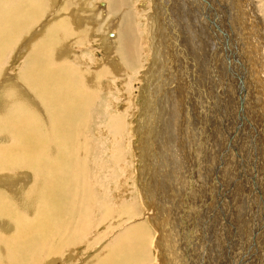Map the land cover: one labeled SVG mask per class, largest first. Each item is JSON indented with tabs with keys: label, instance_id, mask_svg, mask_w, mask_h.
I'll list each match as a JSON object with an SVG mask.
<instances>
[{
	"label": "rangeland",
	"instance_id": "374dc122",
	"mask_svg": "<svg viewBox=\"0 0 264 264\" xmlns=\"http://www.w3.org/2000/svg\"><path fill=\"white\" fill-rule=\"evenodd\" d=\"M31 1H33L34 4L31 3ZM60 1L61 0H30V2L28 3L26 0H15V3L21 2V4H19L21 5L19 6V10L21 9L20 12H22L25 7L28 8L27 10L26 8L24 9V13H26L25 17L27 18L29 16L32 17L34 13L35 14L37 13L36 16L39 18L36 17L37 20L31 24H27L24 23L22 20L16 19L15 24H17L18 21L19 22L22 21V24H24V29L14 30L13 32L10 31L6 32V37L8 36L7 39L10 40L9 37L11 34H15L18 32L17 35H19L22 32L19 35L20 39L18 38L15 39L14 41L10 40V42H6L4 46H2V48L0 49V94L6 89L8 88L10 89V91L6 92L5 99L3 95V98L0 101L1 103H3L4 106L3 107L1 105L2 106L1 108H3L1 110L3 112V116H0L1 119L0 127L3 128H1L0 132L8 135V137L5 138V141L0 143V151L4 152L3 153L4 158L0 156V159L11 160V158H13L14 152L10 153L11 150L10 147H12V145H14L15 143V145H18L16 152L19 153L18 154L19 157H21L27 151L28 154H26V157H28L29 159L34 158L35 159L34 161L38 160L37 163L39 166L36 167V169L33 168V170L30 169V166L28 168L9 167L8 170V167H6L7 163H5V168L7 169L0 168L1 171L0 177L3 175L7 176L5 180H2L0 182V191L2 192L7 191L11 195V199L7 198L6 196L2 197L0 195V201H1L0 203L6 202V206L7 207L9 206L7 214L10 220L12 219L11 222H14L17 226L19 225V223H21L22 226L25 225L28 219V216L25 214V209L26 211L27 209H29L28 210L29 213L30 211L31 212L34 211V213H36L35 210L38 208L39 211L41 212L43 211V209H45L46 206V204L45 205L41 204V202H43L44 200H47L46 203L50 202L52 205H58V210L56 213L63 215V221L58 222L55 217L49 218V221L50 219H53L52 223L56 225L58 230L57 234L59 237L64 238L67 241L68 238L71 236L73 238L75 237V239H74V243L72 241V244L69 245V248L71 247L73 253H69L66 259L59 260V262L56 264H87L89 263V261L91 262V260L92 263L96 264L98 261H101L98 260L97 257L102 258L107 253L108 250L105 247L107 243L109 242L113 243L117 235L121 234L124 230H126L130 226L137 224L143 226L148 232L147 233L148 236L152 237V238L150 237L151 239L149 238L147 242V245L148 246L150 245L149 248L151 249V253H150L151 264H158V263L162 264V262L163 264H234V263L238 264V260L240 259L241 256L240 251L238 249L239 248L243 249V248L242 246H240L241 241L240 238H238L237 236L245 234L244 232L243 234L240 232L242 228L245 230L246 226H248L247 227V233H248L249 230L248 220L252 219L254 222V221H259L260 219L259 210L258 209L255 210L256 207L254 206L253 203H248L247 200H249V197L247 198L244 197L245 188L243 186L245 185L243 184V182L246 181V177L244 176V174H247V178L249 179L252 177L251 179L252 182L249 183L250 180L248 181V183L252 185L251 193L256 188H259L260 193L259 192L257 193L264 195V186H263L264 170L260 169V167L264 166V151H260V150L258 151V146H257V141H259L261 138L264 137V132H263L264 124L262 127V124L260 123L261 126L258 125L259 127L255 129V126L253 124L254 121L250 122L249 120L247 121V127L249 125V128L246 129L245 128L246 126L244 125L243 128L241 129L240 122H238L239 115L237 113H239L238 111L240 110V105L243 104L241 100L243 98L244 91L240 93L237 99L235 98L234 95L231 94V90H233L231 89V86L234 88L233 83L236 81L233 76L229 80V87L227 86L226 90L223 89L222 84L220 83L222 78L226 74V71L224 73L223 71L229 68L227 64H224L225 60L222 61L223 62L222 65L224 66V68L221 67L219 68L218 63L216 62V64L218 65L216 69L217 71L216 73L218 76L217 78H215L216 74H214L215 73L214 65L207 62L208 61L207 58L210 57L211 51L208 49V44H209L208 41L209 35L207 33L208 28L206 30L201 29L202 26L205 27L204 23L201 21V19L202 20L204 19L201 8H204L209 18H212L211 15L213 14L214 11L213 10H211L212 12L210 11L209 8L210 4L207 5L206 0H204V2H202L203 0H199L198 2H200V6H202L201 8L199 6H195L193 9H188L191 10V18H193L192 19L193 23H191V21L190 23L193 25L196 24L195 26L197 27L198 31L201 32L203 30L200 33V38L201 37H204L206 39L208 38L206 41L201 39L202 42L204 43L200 42L199 40V45L201 44V47L197 46L199 49L201 48L203 50V59L206 60L205 64L208 63L207 65L203 63L204 66H202L201 64H199V60H197V62L193 61V59H191L189 56V54L193 56V54L196 53L199 54V52L198 49L194 48L193 43L191 44L190 42H188V37H189L188 29H186L185 27L183 28L178 27L177 14L172 15L173 13H177L176 8L175 11L173 10L172 12L171 10L172 6L180 7L182 1L184 0H170V2L169 0L167 1L166 0L163 1L162 0L159 1L130 0V4L132 6V7L130 6V9L134 13L133 16L129 14L128 15L130 16V20H132V22L136 24L134 26L135 30L133 31V33L135 37L139 36L138 43L141 46L140 53L143 54L142 60L139 58L140 63L138 59L137 61L138 64L134 68L138 70L139 73H136L135 76V74L133 73V69H128V68L124 69L125 67L120 68L121 66L118 65V70L116 74L109 76L107 75L105 76L104 74H102L103 77L101 79L102 90L100 89L101 92L97 93L98 102L95 101L94 103H92V105H90V107L84 109L79 108L78 114L76 115L77 117L76 116H74V118L65 117L64 118L65 120L63 119V123L65 124L62 123V126L66 131L56 132L54 131L53 126L49 122L53 118L54 115L53 110L55 108L52 105H50V102L48 100L45 101L41 99L39 100V98L37 97L40 93L39 91L40 83L38 82L39 83L38 84L37 82L32 81L33 80L32 76H25L23 77L22 81H21L22 78L20 79L18 76H19V72H21L22 70L21 68L25 66L26 58L31 59V70L29 72L40 70V64H37L40 55H37V53H40L41 50H38L37 52V49L35 47L38 43H43L45 41L46 36L50 34V30L55 29L54 28L55 25H53V22L55 21L54 14H56L57 11L56 8L57 3H59ZM63 1L69 2V6H70L69 13L72 18L69 20L70 28L72 29L71 30L69 29L68 32L69 35L67 36V38L69 39L67 47L73 50L70 55L72 56L71 57L72 64H75L79 67L81 66L80 68H82V70L84 71H86L85 69H89V68L96 69L98 66L100 65L103 66L104 64H106V62L115 64L117 62L115 57L117 55L116 51L115 50L108 51V48H106V44L102 42L99 36L100 34L107 33L108 32L107 30H111V32L116 33V29H117L115 27L113 28L110 27V25L115 24L116 15L112 16L111 17L112 19L110 18L108 20L107 25H105L103 29L99 28L101 27L99 21H103L104 18H101L100 13L96 12L97 4L98 2H106V0H63ZM209 1L210 3H213L212 0ZM263 1L264 0H220L219 2L225 5L223 6L224 8H222L221 4L218 5V7H216L217 4H215V8H214L216 14L217 11L218 13L219 12L221 13V14L219 13V15L222 22L224 18L227 21L229 20L227 22L230 25L229 33L232 35L233 40L235 39L234 42L236 45H238L237 49L239 48V50H241V51L238 50V55L241 54L242 51L244 53L245 51L247 52L245 53L246 56L245 61L246 64L249 65L250 67L248 66L246 67V65L245 67L248 68L246 70L249 71V73L253 72L254 76L250 75L251 79H248V77H246L247 79H245L244 77V85H245L244 88L246 87L245 91H248L249 89V91L246 93L249 94L248 96L249 103L252 106V109L251 108L250 109L252 110L253 113L255 112V115L257 114V116H259L258 115L259 98L261 100L264 98V94H263L264 86L262 85L263 78H261V76L264 75V69H263L264 68V3ZM178 2H180L181 4ZM190 2L193 3V0H188L189 4ZM181 8L184 7L181 6ZM157 9L159 10L160 14L158 13ZM91 11H93V17L98 18V26L95 31L91 30L90 28H86L89 24L88 16L91 14ZM137 12H139L140 14ZM155 13L157 14V19L160 18L158 19L159 21H162V17H165L166 21H164V23L167 24L166 27L168 31H165L164 30L165 28H163V30L165 31L164 34L167 40L168 39L169 40L168 42L167 41L165 42L163 40V45L165 46L167 43H170L172 48V52H170L168 59L169 66H171L169 67L170 70L169 74H171L170 76L171 83L170 84L167 83V88L164 90V87L163 89L161 88V83L156 81L155 87L159 86L161 88L160 95L154 98L152 97V95H149L147 97V100H145L144 95H142L141 93L142 89H144L146 85V83H144L145 81L142 78L143 77L142 74L143 71H146V69L147 71L151 70L150 68H152L151 66L153 65L154 62L153 61L154 53L152 49L154 44L152 39L153 38L152 36L154 35L153 32L154 29L152 28V25L149 23L150 21H148V19H150V17L154 18V16L156 19ZM223 14L226 15L227 17L224 16ZM40 15L41 16L45 15L46 16L45 20L42 17H40ZM199 18L201 19L199 20ZM47 20L48 23L46 25L45 23ZM80 20L86 22L85 28H80L79 26ZM196 20L197 22H194ZM10 21L11 19L9 18V22ZM7 23L8 21L4 22L3 24H7ZM91 23H92L91 26H93L92 28H94L95 27L94 21L93 22L91 21ZM178 23L181 22L179 21ZM198 24L200 25L201 30L199 29ZM220 24L222 25V23ZM172 30H174L175 32ZM91 31H93V33H91ZM179 34L186 39L185 43L188 42L187 44L184 45L182 43V40L179 39ZM78 38L80 42V47L78 46L73 47L74 41H76ZM215 38H216L215 39L216 42H218L217 41L219 40L218 35L216 36L215 34ZM84 42L86 43L91 42V43H87L89 45H86ZM190 44L192 47L189 46ZM163 45L161 46V50H164ZM179 45L180 46L184 45V46L182 47V49H180ZM221 45L225 47L223 43ZM204 48L207 50H204ZM225 49L226 47L224 48V50ZM26 54L29 55V57ZM16 56L18 59L16 58ZM60 58L62 57L59 58L56 57L53 59L48 57L47 62L53 61L54 59L58 61ZM235 58L236 57H233L232 59L234 65L238 63L236 62L238 61V58L236 59ZM23 60L25 61L24 63ZM170 60H172L171 63ZM50 64L51 62L50 63L48 62L47 66L53 67L54 63L52 62V65ZM19 65L21 68L19 67ZM230 69L233 70V68ZM241 72H243V70H241ZM160 73L162 72L160 71ZM240 73L237 74L239 80L241 77ZM9 74L12 76H10ZM166 74L167 72H164L163 76ZM10 77L11 78L15 77L13 78L14 82L9 81L11 79ZM71 77L73 76L71 75ZM65 78L69 79V75L65 76ZM199 78H201L200 79L201 81L199 80ZM66 79H64L65 81L64 84H66V82H69L71 84L72 82L73 84L74 82H77L76 86L78 87L79 85L81 86L80 80L81 81L83 80L82 78L79 77H78L79 81L77 80L71 81ZM1 84L3 85L1 86ZM5 84H8L10 87L7 88ZM29 85L31 87H29ZM12 87L14 88V90L12 89ZM250 87L257 88L258 95L256 96L258 98L256 96L255 97L252 96L251 93L252 89H250ZM225 91L231 95V99H230L231 101H228V106L225 103L227 102V99H225L226 95H224ZM28 92L31 93L29 94ZM163 92L164 93L168 92L169 94L167 93L168 95L166 96H168L171 100H169L170 102L168 103L165 102L163 104L162 109H164V111L163 113H161L160 116V114H157L158 111L157 112L154 111L153 106L154 103L157 104L158 102H160L159 101L160 98L164 95ZM16 94H18L20 98L17 97ZM100 94L102 95L100 96ZM220 94L222 95L221 97ZM254 94L256 93L254 92ZM31 95L33 96V98L28 97ZM240 97H242L240 100L241 103L238 101ZM20 100H22V102H20ZM221 100L222 101L224 100V102H222ZM24 101H26L28 104H26ZM145 101H148L149 103V107H150L149 113L146 110L145 107L146 104L144 103ZM171 102H173V104H171ZM223 103L226 105H224ZM181 104L183 105L181 106ZM46 105L50 108V110ZM11 114H16V116L27 114L29 118L28 129L30 130V132H32V134H34V135L31 134L29 136L36 137V139L35 138L33 139L35 140L34 142H37L36 145L32 144L30 146L31 149L27 148L28 150L22 151L21 143L18 144L15 141L16 138H14L13 135H10V132H8L9 130H7L6 128L7 126H5V120H6L5 117ZM86 114L87 115L90 114L89 115V117L91 116L90 119L88 116H87L88 118H86ZM165 114H167L166 115L167 117H165ZM169 114L171 115V117ZM229 114L232 115L229 116ZM111 117L112 118L115 117V118L112 119ZM81 119H82V123L80 122ZM77 121L80 122L79 125ZM75 122H77V124ZM256 123H259V121L255 117V124ZM77 125L78 127H76ZM65 126L68 127L69 129L66 128ZM71 126H72L71 129L74 128V130L72 131L70 129ZM147 127L150 128V132H151L148 135L146 133L149 132L146 130ZM260 127H262L263 129L262 128L259 129ZM114 128H118L119 130L114 131L113 130ZM153 128L155 129L153 130ZM78 129L80 130L84 129V130L80 131ZM258 133L259 134L261 133V135L257 136ZM248 134H250L249 138H248ZM31 138L29 137V140H31ZM38 138L40 141L37 140ZM56 138H59V140ZM250 141L253 143L254 146V152L252 158L248 156L250 152L247 151V146L248 144L251 143ZM255 141L256 143H254ZM75 142L78 143L76 144ZM39 144H41L42 147ZM52 145H54V147ZM81 145L82 146L84 145L85 147L84 146L81 147ZM245 145L247 146L245 147ZM32 146H36V147H32ZM75 148L78 151L75 150ZM261 148H264V146ZM68 149L70 152L68 151ZM39 151L41 153H39ZM256 151H258L259 153H256ZM79 152L81 154H79ZM228 152H230V154ZM35 153L37 156H39V159L37 156H35ZM85 153L86 156L84 155ZM240 153L241 154L244 153L246 155V156L244 155L243 158H246L247 161L245 162L247 163V165H252V169L255 171L254 173L256 174V175L254 174L255 176H252L244 169V164H243L244 161ZM63 154L65 156H63ZM226 154L230 156H227ZM258 154L259 156H257ZM48 155L50 156V159ZM225 156L228 157V159ZM260 156L261 158H259ZM224 157L226 158V160ZM60 160L62 161L61 163L59 162ZM65 162L66 164H64ZM56 165L58 166L57 169L59 170L58 174L59 175L61 174L62 176L61 175L59 176V180H58L59 188L55 192L49 193L45 189L50 185V183L52 182L51 181L52 177H54L52 173L53 171L50 169H53V167ZM257 166L259 167L260 172H262L260 176L258 171L259 169ZM79 172L82 174V176L80 175V177L78 175ZM9 176L11 179L7 180L9 179ZM16 178L17 180H15ZM258 178H260L263 187L259 186L261 184H259L260 182L259 180H257ZM76 179L78 180V182H76ZM8 182L10 183V185L7 184ZM240 183H242L241 184L242 187L240 186ZM157 187L158 189L155 191ZM153 192H156L155 198H152ZM223 196H225L224 199ZM16 197L18 198V200ZM19 199H21L23 203H21ZM24 199H27L26 202L27 204L25 203ZM30 199L33 200V203L30 202ZM38 199L41 201L39 202ZM57 199H59V203ZM165 200H166V206L164 207L162 206L161 201L165 202ZM157 201L159 203H156ZM99 203L100 205H102L101 206L102 213L98 212ZM127 204H129V209L132 208V213H133V216L130 215L129 218H128L129 215L126 212V209L128 208ZM130 204L132 205V207ZM20 205H22V207L25 208H19ZM170 206L172 207V211L170 209L171 208ZM251 207H253L255 212ZM20 209L24 210L21 216H20V211L23 210ZM232 209L233 210L235 209L236 211L235 210L233 211ZM47 211L48 212L50 211V207L47 209ZM86 211H88L87 214H85ZM222 212L223 213L225 212L226 214L225 213L223 214ZM122 213L124 215V221L130 219L129 222L127 223H123L121 221L116 222V220L118 219L117 217H119ZM231 213L232 215H230ZM107 215H111L112 217L111 219H113L114 224L115 222L116 224L122 223L119 229H112L113 231L111 230V228L113 227V225L111 224V220H107L106 222H103L102 224H100V227L97 228V225L99 224V220L101 221L106 220ZM250 215H252V218ZM85 218H88L90 220L89 227L87 228V230L90 231L88 232L86 230L87 234L88 233L89 235L91 234V236L88 235L89 240L90 239L96 240L97 239L96 237L101 232L104 231V234L107 237L105 236V239L101 243L96 244L95 242L90 246L88 239L85 240L82 244L78 243L79 240L78 230L80 227L79 225L83 224V222L79 224L78 221L81 220L84 221ZM225 218L226 219L228 218V220H226ZM234 219L235 221H232ZM66 223H68V228H66ZM239 225H241L242 227L241 229L238 228ZM11 232H13V228H10L9 233ZM162 236H165L164 241ZM14 239L15 238H13V241H16ZM107 240H109V242H107ZM244 240L246 245H248V240H246V238ZM261 240L262 239L260 238L259 242ZM16 242L13 243V246H15L16 248H20L21 245L19 244L18 247ZM53 242L54 240H50L46 244V251L43 252L42 256H40L39 259H36L34 261L33 260L28 261V264H39L43 260V258L47 257V253H48L47 250L51 249V247L53 246ZM3 243L5 245H8L6 242ZM254 243H256V239ZM157 245L159 247H157ZM29 250H30V244L26 248L27 252H29ZM66 250H68V247H64L62 252ZM127 250L128 253H134L136 249L132 246H128ZM173 253L174 255H172ZM203 253H205V255ZM229 254L233 262L230 261L231 259L228 257ZM11 258L14 261L9 258V261L8 262L4 261L5 263L3 264L19 263L17 262V259L15 260L13 258V256H11ZM234 260H237V262H234ZM18 261L22 262V260L20 259H18ZM253 263H254L253 259L249 258L248 264H253ZM22 264H24V262H22ZM46 264H50V263L46 262Z\"/></svg>",
	"mask_w": 264,
	"mask_h": 264
},
{
	"label": "bare ground",
	"instance_id": "6f19581e",
	"mask_svg": "<svg viewBox=\"0 0 264 264\" xmlns=\"http://www.w3.org/2000/svg\"><path fill=\"white\" fill-rule=\"evenodd\" d=\"M28 3L30 2V0H26ZM159 1V0H158ZM163 1V0H162ZM167 1V0H166ZM195 1V3H194ZM199 0H193V3L190 2V4L188 3V0H184L182 1V4L181 6H183L184 8H181V6H172V12L173 10L175 11V8H176V12L177 13H173L172 15L174 14H177V26L178 27H185L186 29H188L189 31V37H188V42H190L191 44L193 43L194 44V48L198 49V52L199 54H193L190 55V58L193 59V61H196L199 60V64H201L202 66L203 63L205 64L206 60L203 59V50L200 48H198L197 46H200L201 47V44L199 45V40L200 42H202V40H207L206 38L204 37H201L200 38V33L203 31V30H206L207 28V33L209 35V44H208V49L211 51L210 52V57L207 58V62L208 63H211L212 65H214V71L216 74L215 75V78H217V66L219 65V68H224V66L222 65L223 64V60H225V63L224 64H227L228 65V69L224 70L223 73L226 71V74L224 75V77L222 78L221 80V84H222V87L223 89L226 90V87L228 86L229 87V80L231 79V77L233 76L235 78V82L233 83L234 85V88L231 86V94L235 96V98L237 99L240 95V93L242 91H244V95H243V98L240 97V99L238 100L240 102L241 98V102L243 103L242 105H240V110L238 111L239 113H237L238 115V119L240 122V127L241 129L243 128V126L245 125L246 129L249 128V125L247 127V121L250 120V122H253L254 126H255V129H257L261 124H262V127H263V124H264V98L261 100L259 98V101H258V105H259V108H258V115L257 114L255 115V112L253 113L252 112V106L250 105L249 103V94H247L246 92L249 91V87L247 88L248 91H245V88H244V77L245 79H247L246 77H248V79H251L250 75L251 76H254V73H249V71H247L246 68L247 66L250 67L249 65L246 64V59H245V53H247L245 51V53L242 51L241 54L238 55V50L239 48L237 49L238 45L235 44L234 40H233V37L232 35L229 33V24L227 23L228 21L224 18L223 22L220 18V15L217 11V14L215 13V4H217L216 7H218V5L221 4L222 8H224L222 3H220L219 1L220 0H212L213 3H210L209 0H206V3L207 5H209V8H210V11L213 10V14L211 15L212 18H209L207 16V13L206 11L204 10V8H201L202 6H200V2H198ZM73 2V1H72ZM75 2V1H74ZM170 2V0H169ZM204 2V0L202 1ZM31 3H33V1H31ZM37 3V2H36ZM132 3V1H131ZM187 3H188V6H187ZM225 3V2H224ZM264 3V1H263ZM21 4V2H18V3H15V0L12 1V0H0V49L2 48V46H4V44L6 42H10L11 41H14L15 39H20L19 35L22 33H20L19 35L18 32L15 33V34H11L10 35V40L7 39L6 37V32H13L14 30H19V29H24V24H22V21L24 23H27V24H31V23H34L37 18L36 14L34 12V15L32 17H25L26 13H24V9L26 8V10L28 9L27 7H25L23 9L22 12H20L19 10V5ZM23 4V3H22ZM34 4V3H33ZM167 4V3H166ZM177 4V3H176ZM205 4V3H204ZM226 4V3H225ZM76 5V4H75ZM157 5V4H156ZM174 5V4H173ZM202 5V4H201ZM31 6V5H30ZM130 0H106V2H98L97 4V9H96V12L100 13V17L101 18H104L103 21H99L100 22V26L99 28H102L105 27V25H107V22L108 20L116 15V22L115 24H112L110 25L111 28L115 27L117 28L116 29V33H113L111 32V30H107L106 32L107 33H103V34H100V38L102 40V42H104L106 44V48H108V51H116V63H108L106 62V64H102L103 66H98L96 69L94 68H89V69H85L86 71L82 70V68H80L79 66L75 65V64H72L71 62V53L73 50H71L68 46V38L67 36L69 35L68 32H69V29L71 30L72 28H70V24H69V20L72 19L71 18V15H70V9H69V2H65L63 0H61L59 3H57V11H56V14L54 19L55 21L53 22V25L55 29H52L50 30V34L46 36V39L43 43H38L36 45V49H37V52L38 50H41L40 53H37V55H40L39 57V61L37 62V64H40V70H35L33 72H29L31 70V59L30 58H26V63H25V66L23 68L19 67L22 69L21 72H19V78L21 79V81L23 80V77L25 76H32L33 77V80L32 81H35V82H39V95L37 96L39 98V100H48L50 102V105H52L55 109L53 110L54 111V115H53V118L51 121H49L51 123V125L53 126V129L54 131L56 132H65L66 130L63 128L62 126V123H63V119L65 117H73L76 116L78 114V111H79V108L81 109H84V108H87V107H90V105H92V103H94L95 101L98 102V98H97V93L101 92L100 89H101V79L103 78L102 77V74H104L105 76H109V75H114L116 74L117 70H118V65L121 66L120 68H128V69H133V73L135 74L136 76V73H139L138 70L134 69L136 67V65L138 64L137 61L138 59L140 58L142 60V56L143 54L140 53L141 52V46L140 44L138 43V40H139V36L138 37H135L133 31L135 30L134 29V26L136 25L134 22H132V20H130V16L129 15H132L133 16V13L132 10L130 9ZM159 6V5H158ZM195 6H199L201 8V11L203 13V17L204 19L202 20L201 18H199V20L201 19V21L204 23L205 27L202 26L201 29H203L201 32L197 30V27L191 23H193L192 19L191 18V10H188V9H193ZM220 6V7H221ZM33 7V6H32ZM36 7V6H35ZM40 7H43V6H40ZM132 7V6H131ZM190 7V8H189ZM213 7V8H212ZM236 7V5H235ZM234 7V8H235ZM39 8V7H37ZM174 8V9H173ZM206 8V7H205ZM226 8V7H225ZM44 9V8H43ZM159 9V8H158ZM157 9L158 13H159V10ZM32 10V9H31ZM35 10H38V9H35ZM163 10V9H162ZM222 10V9H221ZM42 11V10H41ZM128 13H127V12ZM148 11V10H147ZM156 11V10H155ZM209 11V10H208ZM226 11V9H225ZM29 12V11H28ZM36 12H39V11H36ZM81 12V11H80ZM193 12V11H192ZM212 12V11H211ZM224 12V11H223ZM139 13V12H137ZM136 13V14H137ZM162 13V12H161ZM226 13V12H225ZM129 14V15H128ZM140 14V13H139ZM156 14V13H155ZM160 14V13H159ZM158 14V16H159ZM221 14V13H220ZM153 15V14H152ZM169 15V13H168ZM224 15V14H223ZM229 15V14H228ZM135 16V15H134ZM164 16V15H163ZM166 16V15H165ZM226 16V15H224ZM37 17V18H36ZM40 17H42L44 20L46 18L45 15H40ZM80 17V16H78ZM77 17V18H78ZM202 17V18H203ZM227 17V16H226ZM230 17V16H229ZM9 18L11 19V21L9 22ZM41 18V19H42ZM89 18V24L88 26L86 27V22H83V20H80V28H90L91 30H96L97 29V26H98V18L96 17H93V11H91V14L88 16ZM149 18V17H147ZM153 18V17H152ZM150 17V19H148V21H150L149 23L152 25V28L154 29V35L152 36L153 38V53H154V62H153V65L151 66L152 68H150L151 70L147 71H143V80L145 81L144 83H146L145 85V88L143 86L144 89H142V95H144V99L147 100V97L149 95H152V97H156V96H159L160 95V89L164 87V90L167 88V83H171L170 81V76L171 74H169V55H170V52H172V48H171V44L170 43H165L166 45L164 46L163 45V40L166 42H168L164 32L165 31H168L167 30V27H166V23H164L165 20V17H162V21H159L158 18L157 19V14H156V19H155V16L154 18L152 19ZM167 18H170V17H167ZM175 18V17H174ZM16 19L18 20H22L21 22L18 21L17 24L16 23ZM76 19V18H75ZM112 19V18H111ZM218 19V20H217ZM169 20V19H168ZM208 20V21H207ZM7 24H3L4 22H7ZM74 21V20H73ZM77 21V20H75ZM91 21L95 23V27L92 28L93 26ZM135 21V19H134ZM173 21V20H171ZM170 21V22H171ZM181 22V23H178V22ZM191 21V23H190ZM78 22V23H79ZM112 22V21H111ZM110 22V23H111ZM194 22H197L194 21ZM201 22V23H202ZM48 23V20L46 21V25ZM164 23V24H163ZM219 26H218V24ZM222 23V25L220 24ZM25 24V25H27ZM76 25V24H75ZM94 25V24H93ZM172 25V24H171ZM202 25V24H201ZM217 25V26H216ZM32 26V25H31ZM35 26V25H34ZM28 27V26H27ZM150 27V26H149ZM198 27L200 29V25L198 24ZM214 27V28H213ZM218 27H219V30H218ZM33 28V27H32ZM137 28V26H136ZM163 28H165L163 30ZM40 29V28H39ZM105 29V28H104ZM107 29V27H106ZM105 29V30H106ZM139 29V27H138ZM141 29V28H140ZM152 29V30H153ZM178 29V28H177ZM200 29V30H201ZM150 30V29H149ZM151 30V31H152ZM148 31V30H147ZM174 31V30H172ZM25 32V31H24ZM30 32V31H29ZM33 32V31H31ZM39 32V31H38ZM141 32V31H140ZM152 32V33H153ZM175 32V31H174ZM179 32V31H178ZM187 32V31H186ZM205 32V31H204ZM86 33V32H84ZM90 33V32H89ZM91 33H93V31H91ZM99 33V32H98ZM149 33V32H148ZM218 33V34H217ZM232 33V31H231ZM234 33V32H233ZM24 34V33H23ZM107 34V35H106ZM146 34V33H145ZM150 34V33H149ZM181 34V33H180ZM179 34V39L182 40V43L185 45L187 43L186 42V39L184 37H182V35ZM187 34V33H186ZM215 34L216 36L218 35V39L220 40H217L218 42H216V38H215ZM235 34V33H234ZM8 35V34H7ZM203 35V34H202ZM236 35V34H235ZM95 36V35H94ZM93 36V37H94ZM98 36V35H97ZM106 36V37H105ZM168 36V35H167ZM190 36H191V39H190ZM34 37V36H33ZM90 37V36H89ZM169 37V36H168ZM206 37V36H205ZM37 38V37H36ZM23 39V38H22ZM27 39V38H26ZM94 39V38H93ZM150 39V38H149ZM202 39V40H201ZM100 40V39H99ZM98 40V41H99ZM190 40V41H189ZM141 41V39H140ZM16 42V41H15ZM39 42V41H38ZM23 43V42H22ZM86 45H89L87 43H91V42H84ZM204 43V42H202ZM220 43V44H219ZM223 43V45H225L226 49L224 50L225 47H223L221 44ZM20 44V43H19ZM26 44V43H25ZM100 44V42H99ZM191 44L189 46H191ZM216 44V45H215ZM104 45V44H103ZM164 46V50H161V46ZM183 45V46H184ZM205 45V44H204ZM220 45V46H219ZM21 46V45H20ZM74 46H78L80 47V42H79V38L74 41V44H73V47ZM180 46V45H179ZM183 46H180V49H182ZM18 47V46H16ZM187 47V46H186ZM192 47V46H191ZM190 47V48H191ZM214 47V48H212ZM4 48V47H3ZM10 48V47H9ZM101 48V47H100ZM103 48V47H102ZM189 48V49H190ZM7 49V48H6ZM11 49V48H10ZM73 49V48H72ZM193 49V48H192ZM195 49V50H196ZM8 50V49H7ZM187 50V49H186ZM191 50V49H190ZM204 50H207L204 48ZM24 51V50H23ZM241 51V50H239ZM8 52V51H7ZM79 52V50H78ZM151 52V51H150ZM163 52V53H162ZM187 52V51H186ZM196 52V51H194ZM13 53V52H12ZM103 53V52H102ZM178 53V52H177ZM42 54V55H41ZM115 54V53H114ZM206 54V53H205ZM209 54V53H208ZM221 54H222V57H221ZM27 55V54H26ZM101 55V54H99ZM103 55V54H102ZM188 55V54H187ZM5 56V55H4ZM18 56V55H17ZM16 56V58H17ZM29 57V55H27ZM91 56V55H90ZM11 57V56H10ZM20 57V56H19ZM56 58V57H62L60 58L58 61H56L55 59L53 61H48L49 63L51 62L50 65H52V62L55 64H53V67H50V66H47V58ZM101 57V56H100ZM179 57V55H178ZM233 57H236L238 58V62L237 64H233L232 62V59ZM9 58V57H8ZM22 58V57H21ZM82 58V57H81ZM90 58V57H89ZM235 58V59H236ZM13 59V58H12ZM18 59V58H17ZM78 59V58H77ZM87 59V58H86ZM140 59H139V63H140ZM202 59V60H201ZM15 60V59H14ZM83 60V59H81ZM152 60V59H151ZM180 60V59H179ZM204 60V61H203ZM22 61V60H20ZM23 60V63L25 62ZM80 61V60H79ZM85 61V60H84ZM98 61V60H97ZM120 61V62H119ZM172 60H170V63H171ZM192 61V60H191ZM248 61V60H247ZM2 62V61H1ZM4 62V61H3ZM8 62V61H6ZM76 62V61H75ZM111 62V60H110ZM113 62V61H112ZM123 64H122V63ZM185 62V61H184ZM216 62L218 63V65L216 64ZM14 63V62H12ZM207 63V64H208ZM16 64V63H15ZM198 64V63H197ZM205 64V65H207ZM233 64V65H232ZM249 64V63H248ZM5 65V64H4ZM110 65V67H109ZM124 65V66H123ZM177 65V64H176ZM246 65V67H245ZM15 66V65H14ZM23 66V65H22ZM211 66V65H210ZM223 66V67H222ZM233 66V67H232ZM244 68H243V67ZM259 66V65H258ZM8 67V66H7ZM116 67V68H115ZM150 67V66H149ZM155 67V68H154ZM235 67V68H234ZM196 68V67H195ZM213 68V67H212ZM230 68H233V70H231ZM238 68V69H237ZM252 68V67H251ZM19 69V68H18ZM172 69V68H171ZM243 70V72H241V70ZM250 69V68H249ZM264 69V68H263ZM212 70V69H211ZM9 71V70H8ZM7 71V72H8ZM160 71L162 73H160ZM213 71V72H214ZM219 71V70H218ZM252 71V70H250ZM164 72H167L166 75L163 76V73ZM229 72V73H228ZM241 72V73H240ZM24 73V74H23ZM192 73H193V70H192ZM195 73V71H194ZM222 73V72H221ZM228 73V74H227ZM241 75L240 77V80L238 79L237 77V74ZM243 73V74H242ZM118 74V73H117ZM134 74H133V77H134ZM183 74V73H182ZM10 75V74H9ZM69 75V79L68 80H71V81H79L78 80V77L79 78H82L83 80L81 81L80 80V84L81 86L79 85L76 86V83L77 82H72L69 83V82H66V84H64V79L65 76H68ZM71 75L73 77H71ZM195 75V74H193ZM239 75V76H240ZM12 76V75H10ZM15 76V75H14ZM223 76V74H222ZM122 77V76H121ZM11 78V77H10ZM15 77H12L9 81L10 82H14V79ZM29 78V77H28ZM184 78V77H183ZM195 78V76H194ZM261 78H263V81H262V85L264 86V75L261 76ZM32 79V78H31ZM66 79V80H67ZM133 79V78H132ZM130 79V80H132ZM193 79V78H192ZM201 78H199L200 80ZM106 80V79H105ZM129 80V79H128ZM173 80V79H171ZM255 80V79H254ZM25 81V80H24ZM156 81L160 82L161 83V88L159 86H156L155 87V84H156ZM198 81V80H197ZM201 81V80H200ZM3 82V81H2ZM29 82V81H28ZM174 82V81H173ZM4 83V82H3ZM24 83V82H23ZM30 83V82H29ZM217 83V82H216ZM246 83V82H245ZM199 84V83H197ZM251 84V82H250ZM3 84H1L2 86ZM17 85V84H16ZM23 85V84H22ZM254 85V84H253ZM5 86L8 88L10 87L8 84H5ZM215 86V84H214ZM252 86V85H251ZM26 87V86H25ZM29 87H31L29 85ZM184 87V86H183ZM188 87V86H187ZM255 87V86H254ZM180 88V87H179ZM217 88V87H216ZM4 89V88H3ZM12 89L14 90V88L12 87ZM97 89V90H96ZM130 89V88H129ZM182 89V88H181ZM214 89V88H213ZM212 89V90H213ZM229 89V88H228ZM227 89V90H228ZM246 89V90H247ZM252 89V96L255 97L256 95H258V90L257 88H251ZM30 90V89H29ZM102 90V89H101ZM230 90V89H229ZM2 91V90H1ZM7 91H10V89H6L5 91H3L1 94H0V101L1 99L3 98V95H4V99H5V96H6V92ZM27 91V90H26ZM168 91V90H166ZM38 92V91H37ZM223 92V91H222ZM254 92L256 94H254ZM29 93V92H28ZM31 93V92H30ZM29 93V94H30ZM164 93V92H163ZM162 93V95H163ZM168 93V92H167ZM166 92L164 93V95L160 98H158V100L160 102H158L157 104L154 103V106H153V109L155 112H157V114H160L161 116V113H163L164 109H162V106L163 104L166 102H170L169 100H171L168 96ZM206 93V92H205ZM264 94V93H263ZM15 95V93H14ZM102 94H100L101 96ZM189 95V94H188ZM201 95V94H200ZM206 95V94H205ZM210 95V94H209ZM208 95V96H209ZM224 95L225 96V99H227V102H225L228 106V101H231V95L229 93H227L226 91L224 92ZM262 95V94H261ZM17 97L20 98V96L18 94H16ZM36 96V95H34ZM170 96V95H169ZM202 96V95H201ZM207 96V97H208ZM222 95L220 94V97ZM29 98H33V96H28ZM36 97V98H37ZM179 97V96H178ZM257 97V96H256ZM263 97V96H262ZM165 98V99H164ZM180 98V97H179ZM187 98V97H185ZM209 98V97H208ZM258 98V97H257ZM173 99V98H172ZM178 99V98H177ZM184 99V98H183ZM211 99V98H210ZM224 99V98H222ZM229 99V100H228ZM101 100V98H100ZM164 100V101H163ZM182 100V99H181ZM180 100V101H181ZM187 100V99H185ZM184 100V101H185ZM198 100V99H197ZM108 101V100H107ZM213 101V100H212ZM222 101V100H221ZM20 102H22V100H20ZM26 104H28L26 101H24ZM182 102V101H181ZM207 102V101H206ZM224 102V100L222 101ZM240 102V103H241ZM1 103V102H0ZM8 103V102H7ZM42 103V102H41ZM108 103V102H107ZM146 104V110L147 112L149 113L150 112V107H149V103L148 101H145L144 102ZM213 103V102H212ZM238 103V104H240ZM46 104V103H45ZM96 104V103H95ZM93 104V105H95ZM99 104V103H98ZM101 104V103H100ZM171 104H173V102H171ZM170 104V105H171ZM200 104V103H199ZM222 104V103H221ZM224 104V103H223ZM224 104V105H226ZM236 104V102H235ZM257 104V103H256ZM3 106V103L0 104V116H3V112L1 111L3 108H1ZM18 105V104H17ZM175 105V103H174ZM183 104H181L182 106ZM215 105V103H214ZM47 106V105H46ZM99 106V105H98ZM220 106V105H219ZM232 106V105H230ZM4 107V106H3ZM42 107V106H41ZM48 107V106H47ZM51 107V108H53ZM168 107V106H167ZM215 107V106H214ZM239 107V106H238ZM237 107V108H238ZM251 108V109H250ZM48 109L50 110V108L48 107ZM91 109V108H90ZM89 109V110H90ZM93 109V108H92ZM220 109V108H219ZM16 110V109H15ZM14 110V111H15ZM26 110V109H25ZM107 110V109H106ZM111 110V109H110ZM169 110V109H168ZM221 110V109H220ZM223 110V109H222ZM237 110V109H236ZM227 111V110H226ZM229 111V110H228ZM94 112V111H93ZM105 112V111H104ZM169 112V111H168ZM205 112V111H204ZM53 113V112H52ZM176 113V112H175ZM174 113V114H175ZM23 114V113H22ZM28 114V113H27ZM26 115H21V116H16V114H11L9 116H6V120H5V126H7V130H9L8 132H10V135H13L14 138H16V142L19 144L21 143V150L23 151H26L30 148V146L33 144V145H36L37 142H34L35 140L33 138L36 139V137H32V136H29L32 134V132H30V130L28 129V124H29V118L28 116ZM42 114V113H41ZM88 114V113H87ZM86 114V118L89 117V115ZM93 114V113H91ZM99 114V113H98ZM97 114V115H98ZM245 114V116H244ZM80 115V114H79ZM100 115V114H99ZM98 115V116H99ZM106 115V114H105ZM115 115V114H114ZM167 114H165V117ZM170 115V114H169ZM168 115V116H169ZM216 115V114H215ZM232 115V114H229V116ZM82 116V115H81ZM88 116V117H87ZM97 116V117H98ZM112 116V115H111ZM77 117V116H76ZM75 117V119H76ZM79 117V116H78ZM85 117V116H84ZM91 117V116H90ZM89 117V119H90ZM100 117V116H99ZM113 117V116H112ZM111 117V118H112ZM118 117V116H117ZM171 117V115H170ZM233 117V116H232ZM255 117L258 119L259 123H256L255 124ZM115 118V117H114ZM112 118V119H114ZM169 118V117H168ZM196 118V117H194ZM231 118V117H230ZM243 118V119H242ZM37 119V117H36ZM100 119V118H99ZM98 119V120H99ZM158 119V118H157ZM31 120V119H30ZM45 120V119H44ZM65 120V119H64ZM72 120V119H71ZM77 120H80V119H77ZM88 120V119H86ZM163 120V119H162ZM35 121V120H34ZM48 121V120H47ZM69 121V119H68ZM93 121V120H92ZM257 121V120H256ZM71 122V121H70ZM78 122V125L80 124V122L82 123V119L81 121H77ZM77 122H75L77 124ZM158 122V121H157ZM165 122V121H164ZM0 123H1V119H0ZM46 123V121H45ZM49 123V124H50ZM88 123V122H87ZM92 123V122H91ZM160 123V122H159ZM158 123V125H159ZM163 123V122H162ZM166 123V122H165ZM164 123V124H165ZM261 123V124H260ZM47 124V125H49ZM65 124V123H63ZM167 124V123H166ZM172 124V123H171ZM238 124V123H237ZM33 125V124H32ZM31 125V126H32ZM36 125V123H35ZM39 125V124H38ZM72 125V124H70ZM78 125L76 127H78ZM84 125V123H83ZM111 125V124H110ZM41 126V124H40ZM67 126V124H66ZM65 126V127H66ZM75 126V125H74ZM89 126V124H88ZM107 126V125H106ZM157 126V125H156ZM169 126V125H168ZM48 127V126H47ZM75 127V129H76ZM170 127V126H169ZM262 127H260L259 129H261ZM1 128L3 127H0V130ZM68 128V127H66ZM72 128V126L70 127V129ZM119 128V127H118ZM118 128H114L113 130L114 131H117L119 130ZM52 129V130H53ZM69 129V128H68ZM155 128H153L154 130ZM159 129V128H158ZM258 129V130H259ZM263 129V128H262ZM74 130L71 129V131ZM80 130V129H78ZM84 129H81L80 131H82ZM147 131L149 132H146L147 135L150 134V128L147 127L146 128ZM152 130V129H151ZM163 130V129H162ZM253 130V129H252ZM168 131V129H167ZM262 131V130H260ZM259 131V132H260ZM75 132V131H74ZM77 132V130H76ZM161 132V131H160ZM251 132V131H250ZM264 132V130H263ZM49 133V132H48ZM67 133V132H66ZM158 133V132H157ZM156 133V134H157ZM172 133V132H171ZM170 133V134H171ZM253 133V131H252ZM262 133V132H261ZM261 133L257 134L258 135H261ZM39 134V132H38ZM54 134V133H53ZM79 134V133H78ZM83 134V133H82ZM168 134V133H167ZM239 134V133H238ZM263 134V133H262ZM34 135V134H32ZM56 135V134H55ZM68 135V134H67ZM247 135V134H246ZM64 136V134H63ZM156 136V135H155ZM154 136V137H155ZM236 136V135H235ZM8 137L7 134H4L2 132H0V143L5 141V138ZM29 137L31 138V140H29ZM79 137V136H78ZM250 137V134H248V138ZM256 137V136H255ZM60 138V137H59ZM59 138H56L59 140ZM63 138V137H62ZM247 138V139H248ZM254 138V137H253ZM258 138V137H257ZM260 138V137H259ZM55 139V138H54ZM71 139V138H70ZM157 139V137H156ZM39 140V138L37 139ZM36 140V141H37ZM44 140V139H43ZM63 140V139H62ZM79 140V139H78ZM84 140V139H83ZM143 140V139H142ZM242 140V139H241ZM251 140V139H250ZM8 141V140H6ZM40 141V140H39ZM38 141V143H39ZM66 141V140H65ZM232 141V140H231ZM237 141V140H235ZM144 142V141H143ZM251 142V141H250ZM6 143V142H5ZM11 143V142H10ZM68 143V142H67ZM66 143V144H67ZM76 143V142H75ZM78 143V142H77ZM76 143V144H77ZM80 143V142H79ZM88 143V142H87ZM86 143V144H87ZM154 143V142H153ZM238 143V142H236ZM256 143V141L254 142ZM12 144V143H11ZM53 144V143H52ZM6 145V144H5ZM9 145V144H8ZM41 145V144H39ZM85 145V144H84ZM83 145V146H84ZM153 145V144H152ZM155 145V144H154ZM29 146V147H28ZM54 147V145H52ZM64 146V145H63ZM62 146V147H63ZM66 146V145H65ZM81 145V147H83ZM147 146V145H146ZM217 146V145H216ZM242 146V145H241ZM247 145H245L246 147ZM257 146H258V151H264V148H261L264 146V137L261 138L259 141H257ZM32 147H36V146H32ZM42 147V145H41ZM76 147V146H75ZM85 147V146H84ZM152 147V146H151ZM156 147V146H155ZM230 147V146H229ZM11 150H10V153L14 152V156L13 158H11V160L7 159V160H3V159H0V168H5V163H7L6 167H8V170H9V167H17V168H28L30 166V169L33 170L36 169V167H39L38 166V163L37 161H34L35 159L32 158V159H29L28 157H26V154L27 151L21 156L19 157L18 154L16 152L17 148H18V145H12V147H10ZM28 148V149H27ZM44 148V147H43ZM71 148V147H70ZM74 148V147H73ZM234 148V147H233ZM31 149V148H30ZM35 149V148H34ZM37 149V148H36ZM56 149V148H54ZM149 149V148H148ZM38 150V149H37ZM40 150V149H39ZM65 150V149H64ZM75 150H77L75 148ZM80 150V149H79ZM98 150V149H97ZM151 150V149H150ZM171 150V149H170ZM225 150V148H224ZM228 150V148H227ZM231 150V148H230ZM31 151V150H30ZM36 151V150H35ZM46 151V150H45ZM69 151V149H68ZM78 151V150H77ZM233 151V150H232ZM247 151L250 152L248 154V156H250L252 158V155H253V152H254V146H253V143L251 142L250 144H248L247 146ZM258 151H256V153H259ZM37 152V151H36ZM70 152V151H69ZM3 151L1 152L0 151V156H2L4 158V155H3ZM39 153H41L39 151ZM56 153V152H55ZM76 153V152H75ZM230 154V152H228ZM227 153V154H228ZM236 153V152H235ZM246 153V152H245ZM52 154V153H51ZM70 154V153H69ZM79 154H81L79 152ZM154 154V153H153ZM173 154V153H172ZM226 154V155H227ZM234 154V153H233ZM237 154V153H236ZM235 154V155H236ZM241 154V153H240ZM73 155V154H72ZM78 155V154H77ZM86 156V153L84 154ZM210 155V154H209ZM216 155V154H215ZM232 155V154H231ZM239 155V154H238ZM242 155V158L244 157V153L241 154ZM10 156V155H9ZM35 156L36 153H35ZM49 156V155H48ZM56 156V155H55ZM59 156V155H58ZM63 156H65L63 154ZM156 156V155H155ZM174 156V155H173ZM227 156H230V155H227ZM237 156V155H236ZM240 156V155H239ZM238 156V157H239ZM246 156V155H245ZM259 156V154L257 155ZM38 159H39V156H37ZM41 157V156H40ZM67 157V156H66ZM73 157V156H72ZM75 157V156H74ZM84 157V156H83ZM226 157V156H225ZM224 157V158H225ZM233 157V156H232ZM8 158V157H7ZM27 158V159H26ZM64 158V157H63ZM78 158V157H77ZM80 158V157H79ZM85 158V157H84ZM228 159V157H226ZM225 158V160H226ZM231 158V157H230ZM261 158V156L259 157ZM49 159H50V156H49ZM65 159V158H64ZM67 159V158H66ZM208 159V158H207ZM73 160V159H72ZM141 160V158H140ZM147 160V159H146ZM239 160V159H238ZM51 161V160H50ZM78 161V160H77ZM201 161V160H200ZM208 161V160H207ZM228 161V160H227ZM243 161H244V169L249 173L251 174L252 176H255L256 174L254 173L255 171L252 169V165H247V163L245 161L246 158H243ZM257 161V160H256ZM60 163L62 162L61 160L59 161ZM64 162V161H63ZM97 162V161H96ZM218 162V161H217ZM226 162V161H225ZM250 162V160H249ZM42 163V162H41ZM152 163V162H151ZM254 163V161H253ZM258 163V162H257ZM52 164V163H51ZM54 164H55V161H54ZM53 164V165H54ZM66 164V162L64 163ZM225 164V163H224ZM251 164V163H249ZM42 165V164H40ZM71 165V164H70ZM146 165V163H145ZM44 166V165H43ZM42 166V167H43ZM51 166V165H50ZM63 166V165H62ZM219 166V165H218ZM57 165L53 167V169H50L52 170L53 172V175L54 177H52V182L50 183V185L45 189L46 191H48L49 193H53L55 192L58 188H59V183H58V180H59V170L57 169ZM66 167V166H65ZM220 167V166H219ZM258 167V166H257ZM41 168V167H40ZM39 168V169H40ZM228 168V167H227ZM254 168V167H253ZM7 169V168H5ZM10 169H13V168H10ZM84 169V168H83ZM103 169V168H102ZM230 169V168H229ZM259 169V167H258ZM260 169H263L264 170V166L260 167ZM260 169L258 170L259 171V176L261 175L262 172H260ZM7 170V172H8ZM41 171V170H40ZM39 171V172H40ZM64 171V170H63ZM73 171V170H72ZM230 171V170H229ZM228 171V172H229ZM44 172V171H42ZM51 172V171H50ZM95 172V171H94ZM1 173V171H0ZM46 173V172H45ZM62 173V171H61ZM180 173V172H179ZM217 173V172H216ZM9 174V173H8ZM7 174V175H8ZM71 174V173H70ZM255 174V175H254ZM258 174V172H257ZM27 175V174H26ZM30 175V174H29ZM47 175V174H46ZM79 177L80 175L82 176V174L79 172L78 173ZM250 175V177H251ZM31 176V175H30ZM29 176V177H30ZM51 176V175H50ZM62 176V175H61ZM244 176L246 177V181L243 182V184L245 186H243L245 188V191H244V197H249V200L248 203H253L254 206L256 207L255 210H259V221H254L252 219L248 220L249 222V230H248V233H247V227H245V230L241 227V225L238 226L239 229L242 228L241 232L243 234V232L245 233L244 235H238L237 237L240 238V246H242L243 249H240L238 246V250L240 251V259L238 260V264H248V261H249V258H252L254 263L253 264H264V254H263V251H264V195H261V194H258L257 192L260 193V190L259 188H256L252 193H251V189H252V185L249 184L250 182H252V177L249 179L247 178V174H244ZM257 177V176H256ZM7 178V176H1L0 177V182L2 180H5ZM20 178V177H19ZM26 178V177H25ZM31 178V177H30ZM73 178V177H72ZM177 178V177H176ZM213 178V177H212ZM10 176H9V179L7 180H10ZM21 179V178H20ZM181 179V177H180ZM256 179V178H255ZM13 180V179H12ZM17 180V178L15 179ZM183 180V179H182ZM216 180V178H215ZM250 180V181H249ZM257 180H259V186H262V182L260 181V178H258ZM159 181V180H158ZM157 181V182H158ZM249 181V183H248ZM76 182H78V180L76 179ZM256 182V184H257ZM22 183V182H21ZM20 183V184H21ZM36 183V182H35ZM8 185H10V183L8 182L7 183ZM14 184V183H13ZM31 184V183H30ZM242 183H240V186L242 187L241 185ZM254 184V183H253ZM146 186V185H144ZM153 186V185H152ZM151 186V187H152ZM255 186V185H253ZM264 186V184H263ZM262 186V187H263ZM99 187V186H98ZM156 187V186H155ZM261 187V188H262ZM14 188V187H13ZM5 189V188H4ZM10 189V188H8ZM154 189V188H153ZM158 189V187L155 189V191ZM162 189V188H161ZM234 189V188H233ZM254 189V188H253ZM9 191V190H8ZM149 192V191H148ZM19 194V193H18ZM24 194V192H23ZM41 194V193H40ZM158 194V193H157ZM229 194V193H228ZM239 194V193H238ZM0 195L3 197V196H6L7 198H10L11 199V195L5 191V192H2L0 191ZM17 196V195H16ZM20 196V195H19ZM83 196V195H82ZM156 196V192H153V197L152 198H155ZM22 197V196H21ZM225 196H223V199H224ZM240 197V196H239ZM243 197V195H242ZM241 197V198H242ZM17 198V197H16ZM148 198V197H147ZM151 198V197H150ZM220 198V197H219ZM228 198V197H226ZM230 199V198H229ZM18 200V198H17ZM23 200V199H22ZM39 200V199H38ZM228 200V199H227ZM19 201H21V199H19ZM18 201V202H19ZM25 203L27 202V199H24ZM41 200H39L40 202ZM47 200H44L43 202H41L42 205H45V209H43V211H39V209L37 208L35 211L36 213L31 212L30 213L28 212L29 209H25V214L28 216V219L25 223V225H21V223H19V225L17 226L14 222H11L7 212H8V208L9 206L7 207L6 206V202H2L0 203V264H3L5 263L4 261L8 262L9 261V258L11 260H13L11 258V256H13V258L16 260L17 259V262L21 263L24 262V264H28V261H34L36 259H39L40 256H42L43 252L46 251V244L50 241V240H54L53 242V246L51 247V249L47 250V257L43 258V260L39 263V264H46V262L50 263V264H56L59 262V260H64L68 257L69 253H73L72 252V249L71 247L69 248V245L72 244V241L74 243V239L75 237L73 238L72 236L68 238V241L64 238H61L58 236L57 234V227L55 224L52 223V220L53 219H50L49 221V218L51 217H55L56 220L58 222H62L63 221V215L61 214H57V210H58V205H52L50 202H47ZM58 203H59V199H57ZM87 201V200H86ZM1 202V201H0ZM30 202L33 203V200L30 199ZM89 202V201H88ZM21 203H23L21 201ZM19 203V204H21ZM35 203V202H34ZM68 203H69V200H68ZM156 203H159L158 201ZM27 204V203H26ZM161 204L162 206H166V200L165 202H162L161 201ZM223 204V203H222ZM226 204V203H225ZM232 204V203H231ZM230 204V205H231ZM247 204V203H246ZM131 205V204H130ZM156 205V204H155ZM224 205V204H223ZM229 205V204H228ZM234 205V203H233ZM232 205V206H233ZM98 212L99 213H102L101 210V206L100 203L98 204ZM128 208L126 209V212L128 213V218L130 217V215L133 216V213H132V208L129 209V204H127ZM173 206V205H172ZM50 207V211L48 212L47 209ZM132 207V205H131ZM171 207V206H170ZM227 207V206H226ZM231 207V206H230ZM234 207V206H233ZM235 207H236V204H235ZM19 208H25V207H22V205H20ZM225 208V207H224ZM253 209V207H251ZM171 211H172V207L170 208ZM250 209V208H249ZM20 210H23V209H20ZM81 210V209H80ZM169 210V209H168ZM233 210V209H232ZM235 210V209H234ZM233 210V211H234ZM254 210V209H253ZM254 210V212H255ZM113 211V210H112ZM224 211V210H223ZM232 211V213H233ZM236 211V210H235ZM24 212L23 211H20V216L21 214ZM88 211L85 212V214H87ZM121 212V211H120ZM168 212V211H167ZM226 212V211H225ZM224 212V213H225ZM252 212V211H251ZM33 213V215H32ZM169 213V212H168ZM172 213V212H171ZM223 213V212H222ZM223 213V214H224ZM230 213V212H229ZM232 213L230 215H232ZM235 213V212H234ZM15 214V213H14ZM226 214V213H225ZM249 214V213H248ZM229 215V214H228ZM234 215V214H233ZM253 215V214H252ZM252 215L251 218H252ZM116 216V215H115ZM114 216V217H115ZM117 216H118V213H117ZM116 216V217H117ZM235 216V215H234ZM249 216V215H248ZM226 217V216H225ZM228 217V216H227ZM233 217V216H231ZM238 217V216H237ZM240 217V216H239ZM111 215H107L106 216V220H99V224L97 225V228L100 227V224H102L103 222H106L107 220H111V224L113 225V227L111 228L112 229H119L120 226L122 225V223L120 224H116L117 221H121L123 223H127L130 221V219H127V221H124V215L123 213L117 217L118 219L116 220L115 224L113 222V219H111ZM235 218V217H234ZM116 219V218H115ZM132 219V218H131ZM226 219V218H225ZM257 219V218H256ZM255 219V220H256ZM18 220V219H17ZM168 220V219H167ZM228 220V218L226 219ZM247 220V219H246ZM232 221H235L232 220ZM81 225H79V233H78V243L79 244H82L85 240L88 239L89 236H91V234L89 235V233L87 234L86 233V230L87 228L89 227V224H90V220L88 218H85L84 221L81 220V221H78V223H82ZM230 222V221H229ZM231 223V222H230ZM58 224V223H57ZM137 224V223H136ZM224 224V223H223ZM233 224V223H232ZM237 224V223H236ZM246 225V224H245ZM147 226V224H146ZM156 226V225H155ZM252 226V227H251ZM10 228H13V232L9 233V230ZM66 228H68V223H66ZM91 228V227H90ZM237 228V227H236ZM125 229V228H123ZM149 229V228H148ZM155 229V228H154ZM170 229V228H169ZM228 229V228H226ZM12 231V230H11ZM88 232L90 230H87ZM113 231V230H112ZM226 231V230H225ZM236 231V230H235ZM237 231H240V230H237ZM116 232V231H115ZM86 233V234H85ZM91 233V232H90ZM111 233V232H110ZM148 232L146 231V229L143 227V226H140L139 224L137 225H132L130 226L129 228H127L126 230H124L121 234L117 235L113 241V243H110L109 240H107V243L105 245L106 249L108 250L107 253L105 254V256H103L102 258H99L97 257L98 260H101V261H98L96 264H151V261H150V253H151V249L149 248V246L147 245V242L149 240V238L151 236H148L147 234ZM151 233V232H150ZM153 233V232H152ZM239 233V234H240ZM247 233V234H246ZM99 234V233H98ZM97 234V235H98ZM115 234V233H113ZM65 235V234H64ZM72 235V234H71ZM89 235V236H88ZM154 235V234H153ZM228 235V234H227ZM105 234H104V231L101 232L96 238V240L94 239H88L89 240V245L91 246L92 244H94L96 242V244H99L101 243L104 239H105ZM225 236V235H224ZM107 237V236H106ZM113 237V236H112ZM111 237V238H112ZM163 237V241L165 239V236H162ZM161 237V238H162ZM13 238H15L14 240L16 241H13ZM110 238V239H111ZM114 238V237H113ZM152 238V237H151ZM150 238V239H151ZM173 238V237H172ZM237 238V239H238ZM248 240V245H246L245 243V239ZM262 239L260 242H259V239ZM77 239V238H76ZM167 239V238H166ZM226 239V238H225ZM255 239H256V243L255 242ZM155 240V239H153ZM168 240V239H167ZM227 240V239H226ZM77 241V240H75ZM152 241V240H151ZM161 241V240H160ZM170 241V240H169ZM168 241V242H169ZM3 242H6L8 245H5ZM16 242L17 246L20 244V248H16L15 246H13V243ZM87 242V241H86ZM158 242V241H157ZM167 242V243H168ZM88 243V242H87ZM86 243V244H87ZM172 243V242H171ZM262 243V244H261ZM30 244V250L29 252L26 251V248L27 246ZM153 244V243H152ZM171 245V244H170ZM62 246V247H60ZM87 246V245H86ZM128 246H132L134 247L136 250L134 253H128L127 251V247ZM19 247V246H18ZM64 247H68V250L66 251H63L62 250L64 249ZM157 247H159L157 245ZM168 247V246H167ZM246 247V249H245ZM171 248V247H170ZM175 248V247H174ZM89 249V247H88ZM96 249V248H95ZM158 249V248H157ZM80 253V252H79ZM253 253V255H252ZM205 255V253H203ZM174 255V253L172 254ZM77 256V255H76ZM232 256V255H231ZM244 256V257H243ZM260 256V257H259ZM90 257V256H89ZM228 257L231 259L230 261L233 262L232 258L230 257V254L228 255ZM243 257V258H242ZM262 257V258H261ZM72 258V257H71ZM76 258V257H75ZM221 258V257H220ZM18 259L22 260V262L18 261ZM87 259V258H86ZM261 259V261H260ZM70 260V259H69ZM89 260V259H88ZM14 261V260H13ZM172 261V260H170ZM219 261V260H218ZM252 261V260H251ZM16 262V263H17ZM80 262V261H79ZM94 262V261H93ZM167 262V261H166ZM230 262V263H231ZM234 262H237V260H234ZM17 263V264H19ZM38 263V262H37ZM90 264H95V263H92V260L91 262L89 261ZM87 263V264H89ZM223 263V262H222ZM7 264V263H6ZM159 264V263H158ZM163 264V262H162ZM235 264V263H234Z\"/></svg>",
	"mask_w": 264,
	"mask_h": 264
}]
</instances>
